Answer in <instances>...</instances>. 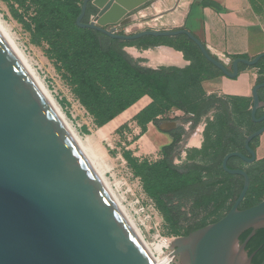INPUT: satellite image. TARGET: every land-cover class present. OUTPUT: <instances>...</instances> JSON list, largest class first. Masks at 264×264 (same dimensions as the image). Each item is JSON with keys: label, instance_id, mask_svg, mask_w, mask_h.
<instances>
[{"label": "water", "instance_id": "1", "mask_svg": "<svg viewBox=\"0 0 264 264\" xmlns=\"http://www.w3.org/2000/svg\"><path fill=\"white\" fill-rule=\"evenodd\" d=\"M151 1L82 0L75 23L122 42L185 36L229 79L237 77L240 66L252 68L264 59L238 58L227 69L184 29L116 34L115 26L127 25L129 15ZM90 13L93 21L84 23ZM263 89L261 83L251 92L250 117L256 124L264 123V111L256 117L264 109L258 96ZM263 132L264 125L245 138L244 153L223 158V172L242 178V188L220 220L171 242L177 264H251L254 253L248 255L245 247L264 229V200L239 209L250 179L244 170L228 169L227 162L237 158L253 164L250 143ZM0 264H152L92 163L1 30Z\"/></svg>", "mask_w": 264, "mask_h": 264}, {"label": "trees", "instance_id": "2", "mask_svg": "<svg viewBox=\"0 0 264 264\" xmlns=\"http://www.w3.org/2000/svg\"><path fill=\"white\" fill-rule=\"evenodd\" d=\"M14 1L32 8L34 40L48 46L50 57L59 66L58 70L66 74L68 87L95 127L106 126L143 97H148L150 103L133 118L142 134L146 132L148 124L157 125L172 110L190 116L193 127L207 113H218L215 139L210 146L203 145L200 149L209 158L206 165L190 162L182 166L173 164V157L178 156L174 148L181 142L180 135L172 136L171 144L161 149V159L156 163H139L130 154L124 153V156L128 168L135 177L140 178L143 191L170 224L174 236H187L220 220L230 210L242 188V178L223 172L222 160L232 152L244 153L245 138L264 125L251 120L249 108L252 101L250 105L248 100L235 99L229 106L223 100L206 96L201 82L213 75L222 74L202 57L198 48L185 36L175 37L183 42L181 48L166 42V38L148 37L139 41V49L167 46L181 52L189 62L183 69L160 67L153 70L141 67L132 60L117 46L121 41L96 31L78 28L75 21L80 14L81 0ZM204 5L207 6L206 3ZM88 20L86 16L83 22L87 23ZM238 58L246 59L233 57L232 61ZM204 66L210 71L205 77ZM259 66H264V59L252 68ZM261 83H264V76L258 78L255 85ZM258 96L264 103V89L259 91ZM262 114L260 110L256 117ZM208 126L209 123L206 124V130ZM257 140L250 143L253 151ZM227 168L244 170L250 179L240 210L264 200V160L247 165L237 158H231ZM226 187L234 190L235 199L222 212L226 205L224 201L218 203L217 198ZM187 203L193 206L190 210L192 213L196 209H203L206 217L214 216V219L196 229L179 227L178 216ZM250 233V230L243 233L239 242L243 243ZM245 250L248 255L254 253L251 264L264 261V229L255 232Z\"/></svg>", "mask_w": 264, "mask_h": 264}, {"label": "rangeland", "instance_id": "3", "mask_svg": "<svg viewBox=\"0 0 264 264\" xmlns=\"http://www.w3.org/2000/svg\"><path fill=\"white\" fill-rule=\"evenodd\" d=\"M163 2V9L156 8L155 10H152L153 4L147 9L137 10L131 16V21L127 25L115 26L116 34L132 35L147 30L162 31L178 30L181 28L188 31L187 21L189 20L190 15L191 0H163ZM177 2L179 3V6H181L176 12L171 14L168 18H160L156 20L158 14L164 10L172 8ZM33 13L32 8H27V5L21 6L14 0H0V22L6 28L14 45L22 54L27 64L42 81L44 87L52 95L56 103H58L60 110L72 126L80 141L85 144L88 143L89 147L96 150L97 154L100 155L98 162L103 167V176L114 191V182H119L120 179L125 177V170L122 166V160L126 162L124 153L130 154L131 156L134 153L136 156L133 157V159L137 160L139 163L147 162L153 164L161 159V150H155V148L143 138L144 134L141 133V130H139L137 125H133V118L122 121L121 123L123 124H118L119 126L116 125L111 127L108 124L104 127L98 128L93 125L91 118L84 114L75 102L66 83V74L58 70L59 66L50 57L48 46L42 41L34 40L32 36L33 26L31 23ZM166 39V42L178 48L183 46V42L179 41L177 38ZM140 45L139 41H121L117 44V46L131 59L132 56L136 57L140 55L149 57L150 55L147 53L143 54L138 52L140 50ZM204 71V77L210 74V71L207 70L206 66H204ZM169 116L172 117V114L169 113L161 119H168ZM218 116V113L213 111V114L209 115L208 119H206L205 126L201 127L203 128L200 135L202 142L199 149H185V145H182L181 143L174 148L176 150L175 152L178 151V156H174L172 159L174 165L182 166L187 162L201 165H206L208 163L209 158L207 157V154L200 149L203 145L210 146L215 139L214 134L217 129ZM207 123H209V126L206 130ZM157 143L159 144V142ZM158 144L155 146L157 147ZM210 151L211 150L208 152L210 153ZM115 185L117 186L118 184L115 183ZM222 192L223 193L217 198V202L220 203L224 201L226 205L225 209L222 211L224 212L228 205L234 201L235 197L234 190L231 187L224 188ZM121 206L123 207L122 204ZM192 207V205L187 203L181 208L177 220V225L179 227H191L192 229H196L202 224L209 223L214 219V216L206 217L204 215L205 213L202 211L203 209H196L194 213H192L190 211ZM125 211L126 213L128 212V216L129 214L132 216L134 221L130 216L129 217L133 223L136 222L138 224L141 221V218L140 221H138L139 219H137V216H133L130 209L127 208ZM157 212L158 214L154 222L148 225L145 224L146 228L140 227L141 231L134 223L140 233L142 232V237L147 243L151 244L156 242L155 236L157 235L164 239L183 237L174 236L171 232L170 224L165 221L158 208ZM154 223L157 224L156 227L154 226ZM164 252L167 253V251ZM162 257L170 261L168 257ZM175 262H177V260H175Z\"/></svg>", "mask_w": 264, "mask_h": 264}, {"label": "crops", "instance_id": "4", "mask_svg": "<svg viewBox=\"0 0 264 264\" xmlns=\"http://www.w3.org/2000/svg\"><path fill=\"white\" fill-rule=\"evenodd\" d=\"M150 3L151 5L154 4L152 10L164 8L163 0H152ZM180 6L177 2L172 8L158 14L156 20L168 18ZM173 8L175 9L171 11ZM92 16L93 14L90 13L88 15L89 19ZM187 26L188 32L200 41L206 51L223 63L227 69H230L233 57H244L251 60L259 55H264V0H191ZM138 52L150 55L149 57L144 55L132 56V60L138 62V65L144 68L155 70L160 67H175L183 69L189 65L181 52L167 46H156L146 50L140 49ZM263 76L264 66L258 68L240 66L236 78L229 79L216 74L203 80L201 88L206 96L223 100L229 106L231 101L235 99L248 100L251 105L252 89L257 79ZM149 103L150 99L148 97L141 98L108 124L111 127L118 124L122 125V121L134 118ZM249 109H251V106ZM169 113L172 114V117L160 119L157 125L148 124L143 138L155 150H161L171 144L172 136L180 135V143L185 145V149H199L202 142L200 135L203 128L201 127L205 126L206 119L213 114V111L207 113V116L202 118L195 127L192 125L190 116H184L183 113L176 110ZM133 125L136 126L134 121ZM254 153L256 160L253 164L264 160V132L258 137ZM135 156L133 153L132 157Z\"/></svg>", "mask_w": 264, "mask_h": 264}, {"label": "built area", "instance_id": "5", "mask_svg": "<svg viewBox=\"0 0 264 264\" xmlns=\"http://www.w3.org/2000/svg\"><path fill=\"white\" fill-rule=\"evenodd\" d=\"M90 20L93 21V18H91ZM70 93L72 94L71 90H70ZM73 98L75 102L77 103L78 107L83 111V113L89 116L88 113L78 103V101L75 99L74 96ZM122 166L125 170V177L120 179L119 182H114L113 188L116 194L119 196L123 207L126 210L127 208L130 209L133 216H137V219H139L138 221H140V218H141V221L138 224L134 222L136 226L138 227V229L141 231L140 227L146 228L145 224L148 225L154 222L158 214L157 208H156L154 201L150 199L143 191L140 178L134 176V174L128 168L126 162L123 160H122ZM115 183H117L118 185L116 186ZM129 216L134 221V219L132 218L130 214ZM154 226L156 227L157 224L154 223ZM173 240L174 238L164 239V238H160L157 235L155 236L156 242H153L151 244H158L161 241H168L167 246L162 248L160 255L168 257L170 259V264H177V262H175V259L172 257L171 242ZM164 251H167V253H165ZM154 255L157 256V253L155 251H154Z\"/></svg>", "mask_w": 264, "mask_h": 264}, {"label": "bare ground", "instance_id": "6", "mask_svg": "<svg viewBox=\"0 0 264 264\" xmlns=\"http://www.w3.org/2000/svg\"><path fill=\"white\" fill-rule=\"evenodd\" d=\"M0 30L4 34V36L7 38V40L10 42V44L13 46V48L16 50V52L19 54V56L22 58V60L25 62V64L28 66V68L31 70V72L33 73V75L35 76V78L37 79V81L39 82L40 86L42 87V89L44 90V92L46 93V95L48 96V98L50 99L51 103L53 104V106L55 107V109L57 110V112L59 113V115L61 116V118L63 119L64 123L66 124V126L68 127V129L70 130V132L72 133V135L74 136L75 140L77 141V143L79 144V146L81 147V149L83 150V152L85 153V155L87 156V158L89 159V161L92 163L93 167L95 168V170L99 174L100 178L102 179V181L106 185L107 189L109 190L110 194L112 195V197H113V199H114L117 207L119 208V210H120L123 218L125 219L126 223L128 224V226L131 228V230L134 233V235L139 240V242H140V244H141L144 252L146 253V255L148 257V259L151 261L152 264H170V261L168 259H164L160 255L162 248L167 246L168 241H161L158 244H149V243H147L144 240V238L142 237L140 231L137 229V227L134 225V223L132 222V220L130 219V217L127 215L125 209L121 206L119 197L113 191V189L109 186V184L106 182V180H105V178L103 176V173H104L103 172V169H102L103 167L98 162L99 161V158H100V155L97 154L96 150H93L92 148H90L89 145H88V143L85 144V143H82L80 141V139L78 138V136L74 132L72 126L70 125V123L68 122V120L66 119V117L64 116V114L62 113V111L60 110V107L58 106V103H56V101L53 99L52 95L44 87L42 81L38 78V76H36V74L34 73V71L27 64L26 60L24 59V57L22 56V54L18 51V49L14 45L11 37L9 36V34H8L7 30H6V28L2 25L1 22H0ZM154 251L157 253V256L154 255Z\"/></svg>", "mask_w": 264, "mask_h": 264}, {"label": "flooded vegetation", "instance_id": "7", "mask_svg": "<svg viewBox=\"0 0 264 264\" xmlns=\"http://www.w3.org/2000/svg\"><path fill=\"white\" fill-rule=\"evenodd\" d=\"M151 5V3H147V4H144L143 6H141V7H139L137 10H139V9H146V8H148L149 6ZM136 12V10L134 11V12H132L129 16H132L134 13ZM182 29V28H181ZM142 40V39H141ZM138 41H140V40H138ZM138 41H134V42H138Z\"/></svg>", "mask_w": 264, "mask_h": 264}]
</instances>
